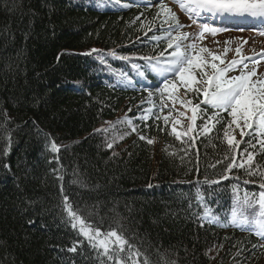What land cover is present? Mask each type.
I'll return each mask as SVG.
<instances>
[{"label": "trees", "instance_id": "obj_1", "mask_svg": "<svg viewBox=\"0 0 264 264\" xmlns=\"http://www.w3.org/2000/svg\"><path fill=\"white\" fill-rule=\"evenodd\" d=\"M165 6L186 8L180 0H0V264H114L71 227L65 197L86 225L134 245L140 255L128 264H264L259 225L232 223L234 213L264 219L256 203L264 135L243 121L241 135L228 112L204 103L213 59L193 73L200 92L183 95L182 126L173 124L177 110L174 118L162 111L169 93L152 64L184 33ZM196 45L180 47L202 57ZM233 60L227 52L215 64Z\"/></svg>", "mask_w": 264, "mask_h": 264}, {"label": "snow or ice", "instance_id": "obj_2", "mask_svg": "<svg viewBox=\"0 0 264 264\" xmlns=\"http://www.w3.org/2000/svg\"><path fill=\"white\" fill-rule=\"evenodd\" d=\"M181 7H186L184 0H180ZM190 7H187L188 11H193L194 8H207L210 11H218L230 14H248L251 16H262L264 17V0H189ZM165 11L168 15L176 21V28L183 27L179 24L178 18L175 14L171 12V9H167L165 6ZM195 22V21H194ZM204 29H208V25H203ZM211 32L215 33L220 31V29L212 28ZM187 33L178 34L175 37H170L169 48H175V51L169 54L167 60L159 61L152 64V70L163 76L164 91L169 93V97L172 98V90L175 89L176 85L173 82L169 84L168 75L171 74L177 77L180 81L184 83L186 88L199 93L200 89L194 88L193 85L197 83L195 76L193 75L196 69H202L207 63L199 54L190 55L188 51L181 50L180 39L183 36L187 37ZM202 35V33H201ZM191 49H195L196 45L192 44ZM95 51V50H93ZM207 49L201 48L200 52H206ZM227 49L225 50V52ZM240 49H237V53ZM121 59H127V57H121ZM151 62V58H147ZM213 60L219 59L213 55ZM223 63V60H221ZM239 63V61L233 60L226 67L219 68L217 64L212 63L211 67L214 70L213 74L207 79V87L203 88V95L205 97L204 103L210 104L213 108L228 112L232 117L231 123L236 124L238 128H241V135H244L243 127H241V121H243V126L249 129L255 127L259 134L264 135V80L253 81L251 77L255 75V69L251 72L242 71L240 75L228 77L227 72L234 70V67ZM135 67V66H134ZM244 69L248 68V64L243 65ZM202 75L207 76V73L202 72ZM151 95V93H150ZM182 104L190 103L181 101ZM199 109V105L193 107V120H195L196 112ZM183 115V113H182ZM219 113H214L209 120H213L218 117ZM159 119V117H157ZM167 121V117L164 118ZM217 122H219L217 120ZM129 123H131L129 121ZM210 128L206 124L204 131H209ZM97 131H106L105 129H98ZM132 131H136L135 128ZM175 131V129H173ZM225 136H228V132H225ZM144 139V137H141ZM234 137L228 139L229 144H233ZM152 143L151 140L148 141ZM261 147L264 148V140L260 141ZM109 148L112 147L111 144L108 145ZM52 150L54 152L58 151L56 144H52ZM253 159L251 153L248 154L249 162ZM243 165H241L242 167ZM232 165H229V170ZM218 183V182H213ZM264 188V184L261 185ZM67 197H65V208L68 215V222L71 224L72 228H77L79 226V233L83 235L89 245L96 250H103V255L107 257L108 260L114 261V264H128V259L131 256H139L138 250L133 251L134 245H132L122 234L113 229L107 233H102L99 228H93L91 225H86L84 219H82L76 212L72 210L71 204L67 203ZM244 202L249 207L254 205L249 203V197L246 193L244 196ZM260 206V215L264 217V191L259 193V199L256 201ZM212 222V221H209ZM233 224L239 223L242 226L245 224L256 223L259 225L257 229V235L264 237V219H256L255 221L244 217L243 219L237 218L235 213L233 214ZM82 241H76L73 246L68 248L67 251L75 253L77 248ZM255 247V246H254ZM121 253H127L128 258H125ZM131 264H140L139 260H131ZM143 264H148L147 259L143 261Z\"/></svg>", "mask_w": 264, "mask_h": 264}, {"label": "rangeland", "instance_id": "obj_3", "mask_svg": "<svg viewBox=\"0 0 264 264\" xmlns=\"http://www.w3.org/2000/svg\"><path fill=\"white\" fill-rule=\"evenodd\" d=\"M174 9L175 10L171 12L175 14V17L178 18L179 24L183 26L182 29L184 30V33L188 34L186 38H184L183 36L181 37L179 41L180 46H183L184 48L187 49V47L191 46L192 44L196 45L199 42L202 43L203 47L208 50L206 52H202L203 53L202 58L204 60H211L212 59L211 57H213L214 55L216 57H219L218 59L219 61L222 57H224L225 53L228 52L230 54V60L234 58L236 61L241 62L242 61L240 60L241 57L249 54L253 55V53L256 50H258V48L264 45V38H262V36H260L259 33H257L256 31L254 32L251 30H243V31L239 30L236 31L235 33L233 32L227 33L228 31H231L232 27L230 28L228 26V23L226 22L227 25L225 27L219 26L217 27V29H220V31L213 33L210 30L212 28H208V29L203 28V25L205 24H207L209 27L210 23L206 19L201 18L200 14L196 16L195 14H191L185 10L182 11L179 7L176 8L174 7ZM173 21L175 20L173 19ZM215 21L217 20L216 19L213 20L212 23H215ZM196 35L198 36L200 41L196 39L197 38L195 37ZM240 41L242 42L240 43ZM238 48L240 49L239 53H237ZM226 49L227 51L225 52ZM233 51H235L236 53H234ZM215 62L217 61L213 60V63ZM225 62L228 63V56L225 57ZM253 69H255V75H253L251 79L253 81H256L258 79L264 80V62L261 59V57L259 58V60H257L256 65L250 64L248 65L247 69H241V65L237 64L234 67V70L227 72V76L228 77L237 76L240 75L242 71L251 72ZM208 77H210V75ZM180 86L186 88L183 82L177 84L175 89L172 90V98H170L168 95L163 97L162 99L163 105L161 106V109L163 112L164 111L167 112L173 118L175 117L173 115L174 111L177 110L178 117L173 119V124L176 122H180L182 126L185 118V109H184V104H182L181 101L183 95H187V91H191V89L186 88V90H184L181 89ZM177 100L180 104L176 102ZM175 127H176L174 128L175 131L181 130V128L178 125H176ZM206 217L207 215H204V218Z\"/></svg>", "mask_w": 264, "mask_h": 264}]
</instances>
